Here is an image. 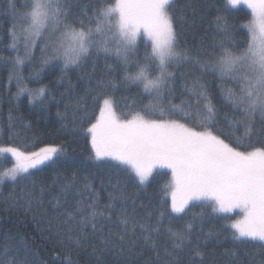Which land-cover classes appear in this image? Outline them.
Wrapping results in <instances>:
<instances>
[{
    "label": "snow or ice",
    "instance_id": "snow-or-ice-1",
    "mask_svg": "<svg viewBox=\"0 0 264 264\" xmlns=\"http://www.w3.org/2000/svg\"><path fill=\"white\" fill-rule=\"evenodd\" d=\"M239 6H245L251 15L240 25L247 30L244 47L228 46L222 40L219 53L202 56L199 50L194 54L180 43L186 11H195L190 0L179 8L177 0H89L83 5L79 0H20L19 7L17 0H8V47L15 55L0 59L11 63L9 82L15 79L17 98L27 93L29 103L43 105L47 86L29 88L23 75L25 63L33 59L38 45L41 71L60 61L63 74L70 67L83 69L93 55L105 57L107 78L101 75L95 80L97 95L93 97L101 101L99 114L91 122L83 109L81 122L87 121V126L81 131L89 140L90 158L116 169V179L112 174L108 177V203L101 204L99 192L86 177L82 189L89 192L87 201L76 189L75 177L63 184L61 197L55 198L59 204L74 191L79 197L75 210L60 213L66 226L62 229L63 242L78 254L88 252L93 264H182L180 253L192 242L194 224L188 222L176 230L167 228L170 244L163 246L161 256L154 237L160 235L165 202L155 224H137L123 206L115 221L112 218L111 210L117 202L127 200L120 173L143 186L157 169L171 173L162 190L165 197L170 196L171 213H185L195 201L210 207L213 213L225 214L220 217L224 220L230 219L227 214L239 210V218L225 225L232 230L234 245L258 242L264 252V0H222L214 23L217 31L231 41L228 16L242 10ZM141 37L146 38L143 63L137 55ZM111 56L116 58L115 64L108 63ZM184 64L210 69L222 82L227 78L238 85V90L221 86L222 101L231 108V114H224L227 131L220 127L219 110L199 76L192 77L191 86L186 83L188 96L174 102L177 74L170 67ZM118 73H122L119 80ZM34 76L38 80L40 73ZM82 78L92 83L91 74ZM132 85L141 87L151 99L138 110L118 112L115 98L106 90ZM82 104L83 97L76 101L78 110ZM188 120L191 125L185 122ZM64 151L63 145L54 144L37 151L0 146V154H11L15 160L12 167L0 171V185L6 179L14 183L28 179L33 175L31 170L42 165L55 166ZM43 192V188L39 192L25 191L19 200L31 210L34 202L43 204ZM199 215L203 219V213ZM196 218L193 215V221ZM137 227L141 229L139 234ZM213 234L210 231L207 236ZM146 251L152 255L142 259ZM109 255L113 259L109 260ZM204 255L197 244L191 249L188 264H203ZM223 256L225 264H245L235 248L225 249ZM66 259L67 264H74L70 255ZM0 264L27 262L6 243L0 247ZM259 264H264V259Z\"/></svg>",
    "mask_w": 264,
    "mask_h": 264
},
{
    "label": "trees",
    "instance_id": "trees-1",
    "mask_svg": "<svg viewBox=\"0 0 264 264\" xmlns=\"http://www.w3.org/2000/svg\"><path fill=\"white\" fill-rule=\"evenodd\" d=\"M88 2L89 0H79L81 5ZM186 2L188 0H177L178 8L183 7ZM190 3L195 11H186L187 19L181 29L180 37L182 46L191 48L194 54L199 50L202 56L219 53V44L222 40L228 46L244 47L243 41L247 38V30H242L240 25L251 19L250 10H247L245 6H239L242 10L234 11L228 16L229 24L232 26L229 28V34L233 37L229 41L217 31L214 23V18L218 14L217 8H222V0H190ZM19 4L20 0H17V7ZM7 10L8 0H0V57L5 58L15 55V52L8 47L11 43L8 35L11 20L6 15ZM76 11L78 12L79 9L77 8ZM145 40L146 38L141 37L138 42L137 55L142 63ZM20 51L23 52L22 47ZM93 63H95L94 73H92ZM108 63L115 64L116 58L109 57ZM60 66L61 62L57 61L43 67L41 71V53L39 45L37 46L33 59L25 63L24 83L33 89L47 86V91L43 97V105L32 104L29 103L27 93L19 98L16 97V81L13 79L11 83L9 82L11 63L6 59H0V146L19 147L24 151H37L50 144L63 145L65 148L55 166L51 163L42 165L39 169L31 170L33 175L28 179L18 180L15 183L6 179L3 185H0V247L6 243L10 244L18 253L20 260L26 261L27 264H67L66 257L69 255L74 264H93L94 258L88 252L78 254L76 250L63 242L65 237L62 229L66 226L63 224L60 213L75 210L79 197L74 191L68 195L67 200L61 198L59 204L55 198L61 197L63 184L75 177L76 189L87 201L89 192L82 189L86 177L92 187L99 192L101 204H106L108 192L111 191L108 177L112 174V178L116 179L114 175L116 169L90 158L92 157L90 143L81 131L87 126V121L81 122V117L84 115L83 109H86L91 122H94V116L99 114L101 101L93 100V97L97 95L95 80L101 75L107 78L105 57L103 54L99 58L93 55L83 69L70 67L63 74ZM170 70L177 74L174 84V102L180 103L182 98L188 96L186 83L191 86L192 77L199 76L207 85L213 103L219 110L220 127L227 131L228 125L224 122V114H231V108L222 101L221 86L223 84L238 90V85L227 78L222 82L217 73L191 64L179 67L173 65ZM35 72L40 73L38 80L34 76ZM152 73L156 74L154 69ZM181 73H183L182 76ZM89 74H91V84L86 78H82ZM121 76L122 73L116 74V79L119 80ZM89 87L92 91L86 93L85 89ZM106 92L115 98L118 112H126L130 108L132 111L138 110L151 99L148 93L143 92L142 88L136 85L129 88L120 87L116 91L107 89ZM81 97H83V104L78 110L76 101ZM65 105H68L67 109ZM58 112L61 115L58 116ZM185 122L192 124L191 120ZM14 163L15 160L11 154H0V171L12 167ZM119 179L127 200L117 202L116 207L111 210L113 221L123 206L127 208L137 224H155L162 210L161 203L165 202L166 207L163 209L165 215L160 226V235L154 237L161 249V256H163V246L170 244L167 239V228L176 230L183 228L188 222H193L192 242L180 253L182 264H188L191 249L197 244L205 254L203 264H225L226 258L223 253L225 249L232 248L237 250L245 264H259L264 259V252L259 249L258 242L234 245L231 238L232 230L225 228V225L238 219L239 212L227 214L230 219L224 220L220 217L225 214L213 213L210 207L195 201L189 205L185 213H171L170 196L165 197L162 191L171 180L170 170L157 169L143 186L123 172L120 173ZM102 180L103 184H101ZM41 188L44 189L43 204L38 205L34 202L32 209L27 210L25 202L20 201L19 197L25 191L35 189L39 192ZM133 208H135L134 213ZM201 213H203V219L200 218ZM193 215L197 217L195 221L192 219ZM113 230L118 231V228L113 226ZM210 231L214 234L207 236ZM136 232L139 234L141 229L137 227ZM151 255V252L146 251L142 259ZM108 259L113 258L109 255Z\"/></svg>",
    "mask_w": 264,
    "mask_h": 264
},
{
    "label": "rangeland",
    "instance_id": "rangeland-1",
    "mask_svg": "<svg viewBox=\"0 0 264 264\" xmlns=\"http://www.w3.org/2000/svg\"><path fill=\"white\" fill-rule=\"evenodd\" d=\"M236 212H239V210H236ZM233 213H235V212H233ZM233 213H230V214H233Z\"/></svg>",
    "mask_w": 264,
    "mask_h": 264
}]
</instances>
